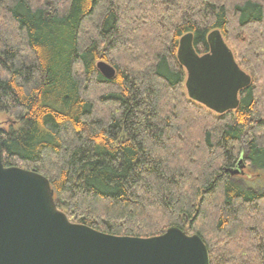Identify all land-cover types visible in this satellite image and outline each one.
Wrapping results in <instances>:
<instances>
[{"label":"trees","instance_id":"obj_1","mask_svg":"<svg viewBox=\"0 0 264 264\" xmlns=\"http://www.w3.org/2000/svg\"><path fill=\"white\" fill-rule=\"evenodd\" d=\"M215 31L252 80L221 115L190 98L179 58ZM0 120L3 165L46 177L71 223L178 228L210 264H264V188L229 172L244 156L264 173V0H0Z\"/></svg>","mask_w":264,"mask_h":264},{"label":"water","instance_id":"obj_2","mask_svg":"<svg viewBox=\"0 0 264 264\" xmlns=\"http://www.w3.org/2000/svg\"><path fill=\"white\" fill-rule=\"evenodd\" d=\"M209 52L199 55L182 40L180 62L191 99L216 114L235 111L252 80L237 63L220 32L208 37ZM106 79L115 69L100 61ZM241 157L234 177L243 175ZM49 180L36 171L5 167L0 148V264H210L197 235L171 228L154 238L118 237L71 223L57 208Z\"/></svg>","mask_w":264,"mask_h":264},{"label":"rangeland","instance_id":"obj_3","mask_svg":"<svg viewBox=\"0 0 264 264\" xmlns=\"http://www.w3.org/2000/svg\"><path fill=\"white\" fill-rule=\"evenodd\" d=\"M228 45L232 49L237 63L240 64L241 60H243L241 57L242 54L239 55L238 48L235 47L234 44H232L231 42ZM244 58L246 59L245 56H244ZM242 68H243V70H245V72L247 74H249V75L251 74V72L248 71L247 69H245L243 66H242ZM4 122H5V120H0V128H2V129H6V127H7L4 125ZM235 179L237 181H239L240 183H242L244 185V187H246V188H254L257 190L264 188V173H261L258 171H253L247 165H246L245 169L243 170V175L236 176Z\"/></svg>","mask_w":264,"mask_h":264}]
</instances>
